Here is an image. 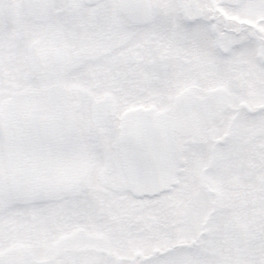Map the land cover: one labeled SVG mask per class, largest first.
Wrapping results in <instances>:
<instances>
[{
	"label": "snow or ice",
	"instance_id": "1",
	"mask_svg": "<svg viewBox=\"0 0 264 264\" xmlns=\"http://www.w3.org/2000/svg\"><path fill=\"white\" fill-rule=\"evenodd\" d=\"M0 264H264V0H0Z\"/></svg>",
	"mask_w": 264,
	"mask_h": 264
}]
</instances>
